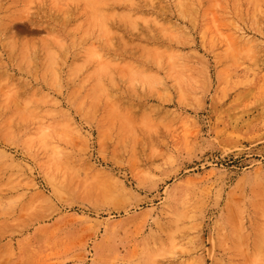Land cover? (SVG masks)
Segmentation results:
<instances>
[{"label": "rangeland", "instance_id": "obj_1", "mask_svg": "<svg viewBox=\"0 0 264 264\" xmlns=\"http://www.w3.org/2000/svg\"><path fill=\"white\" fill-rule=\"evenodd\" d=\"M0 264H264V0H0Z\"/></svg>", "mask_w": 264, "mask_h": 264}]
</instances>
